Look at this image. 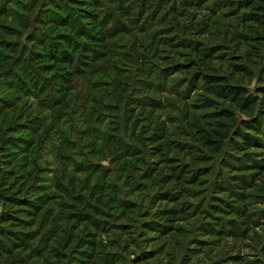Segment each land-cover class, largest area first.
<instances>
[{"label": "trees", "instance_id": "1", "mask_svg": "<svg viewBox=\"0 0 264 264\" xmlns=\"http://www.w3.org/2000/svg\"><path fill=\"white\" fill-rule=\"evenodd\" d=\"M1 1L0 18H4L13 1ZM136 1L134 9H139L144 16L150 12L149 0ZM159 1L155 5V18L164 11L160 22L166 27L152 36L143 32V41L136 40L132 45L135 53L142 49L151 55L152 67L146 70L144 57H141L140 79L134 88L129 87L130 94L129 90L123 89L127 85L119 83L118 75L115 83H106L120 103L127 101L131 116L126 129L122 131L113 119L119 108L117 101L100 106L104 116L112 118L115 126L108 131L96 132L92 128L100 126V123L92 122L88 95L86 98L77 97L70 115L61 113L76 120L79 142L88 155L100 161L108 157L113 168L83 162L73 171L69 169L57 187L45 185L49 181L41 175L25 193L19 191L22 193L16 197L0 195L4 205L0 214V264H124L116 249L128 254L131 246L136 245V238L147 244L152 238L167 235L169 223L177 222L185 212L180 203L185 196H191L187 188L203 183L216 157H222V170L227 171L229 178H220L221 181L215 184L217 196L214 200L217 204L212 207V215L207 214L212 222L203 225L202 235L224 232L225 226L216 216L226 214L228 211L225 209L228 208L243 224H250L248 193L257 189L258 177L264 171V0ZM87 3L93 12L83 10L79 18L96 22V2L88 0ZM117 4L121 16L133 20L130 19L132 12ZM225 9L228 12L223 13ZM216 17L232 19L234 23H229L222 30L214 22ZM69 18L62 21L66 27L69 26ZM45 20L47 25L54 22L48 17ZM76 34L79 37V33ZM99 34L97 38L103 43L106 34L104 31ZM59 40V46L51 47L38 35H33L31 48H27L22 57L21 54L16 57V64L1 69L0 91L3 87L5 91L18 90V94H39L47 88L45 79L29 76L28 70L36 65L42 71L39 73L44 75L53 69V64H63H57L58 60L70 59L74 53L70 40L61 36ZM214 41L222 45L214 46ZM6 42L0 47L9 52L14 43L10 41L9 45ZM231 45L233 52L228 49ZM89 49H84L87 52L85 56L93 54L87 51ZM11 51L16 52L15 49ZM92 58L88 60H95L96 54ZM68 64L70 66L69 61ZM157 72L159 83L153 80ZM70 73L67 71L60 75L59 82L63 86H70ZM169 83L172 85L168 88ZM166 95L184 104L186 128L179 130L177 138L171 133L177 121L163 114ZM5 100H0V113L6 106ZM157 112L161 113L158 117ZM145 118L149 125L141 131L139 123ZM36 121L39 123L40 118ZM33 125L18 127L12 133L30 136ZM139 131L142 132L141 137L137 135ZM120 132L124 134L122 137ZM72 133H69L70 137ZM128 136L129 142L125 139ZM21 139L9 141L3 149L5 152L1 156L9 155L17 161H12L16 164L14 171H3L0 167V179L9 181L16 176L30 180L28 169L35 141ZM135 143L142 144L145 151L134 146ZM64 147L76 152L74 146ZM9 149L11 151H7ZM145 154L148 163H145ZM249 168L255 171L244 175ZM134 171L139 173L140 182L129 174ZM86 174L88 177L84 180ZM113 174H117L118 184L123 182L122 188L110 182ZM142 184L150 185L155 193L137 201V194L144 189ZM49 190L53 193H47ZM218 195H228L240 204L239 207L229 205ZM56 200L68 202H56L48 211L55 217L53 227L48 231L50 218L41 226L38 217L49 203ZM256 202L258 206L264 205V196H258ZM8 206L12 210L6 211ZM67 211L69 213L65 214ZM6 225H9L8 229L4 227ZM234 225L230 222L228 229L231 234H237ZM113 232L117 239H112ZM64 236H67L65 240ZM38 240L39 245L33 248L25 246L36 244ZM201 245L199 241L197 246ZM155 255L153 251H142L134 255L130 263L145 264L153 261ZM4 256L7 260L2 263ZM187 263L191 264V260ZM228 264H243V260L237 256Z\"/></svg>", "mask_w": 264, "mask_h": 264}, {"label": "rangeland", "instance_id": "2", "mask_svg": "<svg viewBox=\"0 0 264 264\" xmlns=\"http://www.w3.org/2000/svg\"><path fill=\"white\" fill-rule=\"evenodd\" d=\"M9 1H13V5L9 6L5 17L0 18V44L3 45L7 41L8 43H6L10 45L9 42L11 41L14 43L11 50L15 49L16 52L13 53L10 49L8 52L0 47V72L3 67H10L16 64L15 61L18 59L16 57L20 54L22 57L24 51L27 48H31L30 42L33 41V35H38L51 47L59 46L57 41H60V36L68 38L71 42L70 44L74 47V53L68 60H58L57 64L60 62H63V64H58V66L53 64V69L47 74H40L42 71L36 65L33 66L32 70H28L29 76L33 75L35 78L38 76L40 79L46 80L47 88H44L39 94H18V90L15 92L5 91L2 87L0 100L6 99L5 101L8 102H5L6 106L3 108L5 111L3 110L0 113V167L3 168V171L16 170L14 167L16 164H12V161L15 162L17 159H12L9 155L1 156L5 152L3 149L10 143L9 141L13 140L15 142L22 138L35 142L31 149V166L28 169V179L30 180L27 181V179L16 176L9 181L0 179V195L16 197L22 193L19 191L23 190L25 193L30 186L36 184L33 181L41 175L46 177V181H49L45 185L52 184L57 187L62 183V176L65 173L70 172V170L73 171L77 165L83 162H90L93 166L99 165L108 169L113 168L108 157L100 161L94 160L88 155L82 143L79 142L78 133L76 132L79 129V125L75 119L71 120L68 116L71 114L77 97L88 95V98L90 97L89 99H91L89 100L91 103L88 109L92 113L90 114L92 122L95 123L97 121L100 123V126H93L92 128L96 132L108 131L110 127L114 128L115 126L113 127L112 118L108 119L104 116L105 112L102 111L100 106L104 107L106 104L109 105V103L117 101L116 105L119 108L115 111L113 119L119 123L117 125H120L122 131L126 129L128 118L131 116L130 111H128L127 101L120 103L115 98L113 90L106 87V83L112 82V85L115 83L116 75H118L119 83L127 85L123 89L129 90V87L134 88L140 79L141 68L139 62L142 60L141 57H144L146 70L150 66L152 67L153 60L151 55L142 52V49L140 52L135 53L132 45L136 40L143 41V36H141L143 32H146L148 36H152L158 30L166 27L160 22L165 13L164 11L157 15V19L155 18V5L159 4L160 1L149 0L150 12L144 16L139 9H134V5L137 3L136 0H95L97 6L94 9L97 17L96 22H89L79 18L83 10L93 12V9L87 3L88 0ZM112 1L120 3L124 9L132 12L130 19L133 20L123 18L120 7ZM1 3L2 1L0 0V5ZM226 12H228L227 9L223 10V13ZM46 17L54 19V22L47 25ZM65 17H71V19L67 20L69 22L67 27L62 22ZM155 19L157 22H154ZM214 22L222 30L229 23H234L232 19L222 17H216ZM101 31L106 34L103 43L97 38L100 37L99 33ZM76 33H79V37ZM213 45L220 47L222 44L214 41ZM85 48H90L87 51H91L93 54L90 53L88 54L90 56H85L87 55ZM228 49L233 52V45ZM94 54H96V59L93 61L88 60L93 59L92 56ZM66 56L69 57L68 52ZM68 61L71 67L68 66ZM64 66L65 68H62ZM121 69L124 70L122 71ZM67 71H71L70 77L72 78L69 87L63 86L62 82H59L60 75ZM1 76L3 75L0 73V78ZM158 76L157 72L155 79H153L157 83H159L160 79ZM170 81L172 82L174 79ZM171 85L169 83L168 88ZM128 94H130V90ZM108 96H110L109 102H107ZM163 101L164 116L177 121L171 128L172 137L177 138L179 130L186 128L183 121L184 104L178 103L174 98L167 95L164 96ZM61 113H68L69 115L65 116L64 114L61 115ZM160 114V112H157L156 117ZM36 118H40L39 123ZM146 121L145 118L142 123H139L141 131L149 125V122ZM29 123H34L30 136L25 133H12L18 127H25ZM69 133H72V137H70ZM119 135L122 137L124 134L120 132ZM137 135L141 137L142 132L139 131ZM71 139L74 140L73 143ZM125 139L126 141L128 140L127 142L130 141L129 136ZM67 145L70 147L74 146L73 149H76V152H70L68 148L64 147ZM134 146H138L139 149L145 151L142 144L135 143ZM144 158L146 159L145 163H148L146 154ZM221 160L222 157H216L210 164V174L202 180L203 183L199 186L187 188L191 196H185L180 203L185 208V212L179 216L177 222L169 223L170 232L167 235L163 237L152 236L155 238H152L147 244H142L141 240L136 238V245L131 246L128 254L116 249L120 256L123 257L122 263L131 264L130 261L134 255L142 251H153L156 254L154 256L155 259L145 264H188V260H191V264H228L232 258L237 256H240L243 264H264V205L258 206L256 202L258 196H264V171L258 177L260 179L257 178L259 180L256 186L257 189L248 193L250 195L248 199L250 208L247 215L249 216L250 224H243L242 220L237 215H233L230 212L231 209L228 208L225 209L228 211L226 214L216 216V219H219V222L225 226L224 232L213 236L202 235L203 225L212 222V220L208 219L207 214L212 215V207L217 204L214 200L215 195L217 196L215 194V184L221 179L227 180L229 178L227 171L222 170ZM143 169H146V167ZM254 171V168H249L243 174L251 175ZM129 174L134 175L137 181H141L138 172L134 171ZM86 177H88L87 174L84 175L83 179L85 180ZM110 182L113 185L119 183L117 174L111 176ZM118 185L122 188L123 182ZM142 185H144V189L143 192L137 194V201H141L142 197L149 198L155 193V190H152L150 185ZM13 187H16L14 192H12ZM47 193H53V190H49ZM218 197L233 207H239L240 205L229 198L228 195H218ZM56 202L67 203L68 201L56 200L49 203L38 217V223L41 226L48 221V217L50 218L48 231L55 222V217L49 215L48 211L53 209ZM3 208L4 205L0 201V214L4 211ZM5 209L6 211L12 210L10 206ZM60 211L63 213V210ZM68 213V211L65 212V214ZM230 222L235 224L234 230L237 234L230 233L228 229L230 228ZM4 227L8 229L9 225ZM112 236V239H117L115 232L112 233ZM66 237L64 236L63 240ZM3 241L6 243V238ZM199 241L202 243L201 246H197ZM39 243L40 240L36 244H25V246L33 248ZM196 249L198 250L196 251ZM19 253L18 251L17 255ZM6 260V256H4L2 263H5Z\"/></svg>", "mask_w": 264, "mask_h": 264}]
</instances>
